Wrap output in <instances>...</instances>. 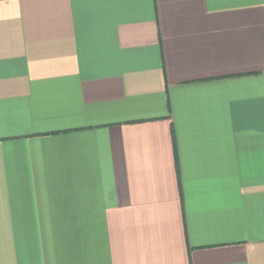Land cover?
Listing matches in <instances>:
<instances>
[{
  "label": "crops",
  "instance_id": "0c3cea01",
  "mask_svg": "<svg viewBox=\"0 0 264 264\" xmlns=\"http://www.w3.org/2000/svg\"><path fill=\"white\" fill-rule=\"evenodd\" d=\"M0 264H264V0H0Z\"/></svg>",
  "mask_w": 264,
  "mask_h": 264
}]
</instances>
